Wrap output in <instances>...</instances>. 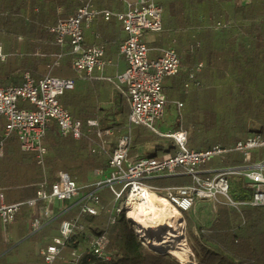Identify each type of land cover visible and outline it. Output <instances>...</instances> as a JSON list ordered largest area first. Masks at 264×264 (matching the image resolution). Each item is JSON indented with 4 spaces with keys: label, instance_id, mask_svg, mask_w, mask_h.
Listing matches in <instances>:
<instances>
[{
    "label": "built area",
    "instance_id": "1",
    "mask_svg": "<svg viewBox=\"0 0 264 264\" xmlns=\"http://www.w3.org/2000/svg\"><path fill=\"white\" fill-rule=\"evenodd\" d=\"M96 0H80L78 9L61 17L50 31L61 46H70L71 68L75 77L52 74L60 66L62 54L57 55L49 71L35 77L25 71L20 84H6L0 77V156L4 153V138L16 135L21 149L33 155L42 171L37 184V194L25 200L7 203L4 188L0 186V220L4 231L15 222L19 213L27 209L32 234L43 230L56 218L63 217L58 233L45 238L40 250V264H96L114 259L111 250L112 236L118 232V222L123 219L136 230L129 211L134 205L145 201L144 192L154 191L167 197L183 215L191 213L201 202H210L218 211L219 205H228L235 210L237 226L245 223V209L264 207V133L251 132L233 145L215 144L208 148H194L189 143L191 130L179 126L177 129L160 128L170 108L165 92V80L177 75L183 68L178 50L173 44L151 47L148 34L163 31L164 8L157 0H121L122 9L99 7ZM247 0H233L240 7ZM120 23L125 37L119 46L120 54L127 62L126 69L116 76L106 75L113 64L106 57L107 42L86 43V28L97 19ZM217 28L220 21L214 22ZM21 39V37H20ZM155 54H152V52ZM7 59L4 45L0 41V61ZM203 67L199 63L191 69L184 84L185 92L200 88L201 81L196 71ZM102 79L114 86V97H123L129 107L124 128L115 135V125L123 121L109 120L101 126L100 120H88L87 130L95 129V135L87 137V151L107 158L106 166L92 170V178L80 182L71 172L59 169L53 174L47 163L49 146L45 139L48 131L56 130L61 136L72 135L80 139L85 135V122L61 103L65 92L75 88V81ZM180 112L184 102L173 101ZM134 126L167 138L170 145H162V153H150L158 144L137 145L134 143ZM258 158L255 159V156ZM231 159V164H215ZM217 161V162H218ZM176 175H191L192 184L157 186L148 183ZM243 179L246 197L235 198L232 194L235 178ZM109 193L104 202L102 194ZM71 213H74L71 215ZM64 217V215H68ZM100 225L85 222L87 215L102 216ZM185 230H186V220ZM99 227L98 232L94 229ZM138 235V233H136ZM142 238L140 235H138ZM85 241L83 245L81 242Z\"/></svg>",
    "mask_w": 264,
    "mask_h": 264
},
{
    "label": "trees",
    "instance_id": "2",
    "mask_svg": "<svg viewBox=\"0 0 264 264\" xmlns=\"http://www.w3.org/2000/svg\"><path fill=\"white\" fill-rule=\"evenodd\" d=\"M100 1L110 5L109 0ZM232 1L157 0L164 8L163 31L168 33L169 44L178 50L185 67L167 78L170 86L165 85V88L179 94L184 101L185 126L192 129L189 143L194 148L215 144L230 146L251 132L264 133V0H247L240 7H235ZM116 3L118 7L112 4L109 7L118 10L121 1L116 0ZM59 6L63 12H59ZM79 6L80 0H0V41L11 56L0 61L4 83L20 84L25 71L41 77L59 54L62 58L57 72L69 76L63 69L71 62L70 46L58 44L50 27ZM215 21H220L222 27L217 28ZM20 37L22 53L18 54L14 52L15 41ZM199 63H203V67L196 75L202 85L185 92L190 70ZM107 84L106 80L76 81L75 88L61 97V103L83 119L86 133L76 139L72 135L61 136L56 130L48 131L45 142L50 150L47 163L52 168L51 179L55 171L63 169L78 180H84L90 171L106 166L105 156L87 152V137L95 135V129L87 130V126L88 120L99 117V102L110 97ZM120 101L119 98V106ZM124 101L128 113V104ZM118 112L124 114L120 108ZM196 112L203 113L202 120L192 118ZM101 121V126H107ZM255 123H259L261 129H250L249 124ZM118 126L121 128L122 122ZM160 138L161 135L146 127H134L135 144L152 143ZM234 162L228 159L219 163ZM41 179L42 171L35 157L21 149L16 135L4 138L0 185L7 194L16 200L35 197ZM108 199L107 190L102 200ZM244 213L245 223L235 228L231 222L234 208L219 205L211 232L203 234V240L198 241L200 250L194 251L200 260L198 264H205L208 257L216 264H264V207H249ZM105 218V214L87 215L84 220L92 227L100 225ZM98 230L97 226L94 232ZM118 234L112 236V243L115 239L121 257L96 264H145L148 253L139 248L134 233H124L121 237Z\"/></svg>",
    "mask_w": 264,
    "mask_h": 264
},
{
    "label": "rangeland",
    "instance_id": "3",
    "mask_svg": "<svg viewBox=\"0 0 264 264\" xmlns=\"http://www.w3.org/2000/svg\"><path fill=\"white\" fill-rule=\"evenodd\" d=\"M110 5H115L118 7V4L116 3V0H109ZM100 3L104 4V1ZM109 5V6H110ZM116 21V20H115ZM119 25V24H118ZM114 28V26H112ZM118 29L120 30V25L118 26ZM157 39L161 40L160 44H169L171 39H169V35L167 32H160L157 35ZM2 42V41H1ZM5 44V43H4ZM16 49L14 52L17 50L19 41H15ZM7 53V52H6ZM13 56V55H12ZM11 57L8 56L7 53V58ZM56 71V70H55ZM54 71V72H55ZM63 71L69 72V76L73 75V71L70 67V64L66 66V68L63 69ZM65 74V73H63ZM68 74V73H67ZM66 74V75H67ZM54 75H59L58 73H54ZM165 92L167 94V97L170 101V108L166 111L164 119L160 121V128H162L163 132L167 131L168 129H177L179 126H183L184 128H188L189 130H192L190 127L185 126L186 122V107L184 106L182 110L180 111L182 115H179L177 110L175 109L173 100H180L183 101L180 98L179 94H174L169 92L168 89L165 88ZM120 101V110L124 114H121L118 112V103H116L115 100H112V102L108 103L106 102H99V113L100 115L104 114V122L107 123L109 120H117V121H123L125 122L126 118L128 117V113L125 110V101L122 99ZM123 100V101H122ZM184 102V101H183ZM204 117L202 112H196L194 115H192V118L194 120H202ZM119 124L115 125V131L114 134L118 135L119 131L124 128V123H122L121 128H118ZM135 127V126H134ZM134 127H133V133H134ZM250 129H261V125L259 123L255 124H249ZM248 136V135H247ZM159 140H156L155 142L152 143H146L148 144H163V145H170L172 143L170 138H167L165 136H161ZM246 137V136H245ZM144 144V143H143ZM162 146H158V149L151 148L150 153L155 154L158 152L161 154L163 151L161 150ZM218 160L212 161L209 166H215V164H221L219 163ZM243 179H238L235 178L234 184H233V191L232 194L234 196H239L240 194H244L246 191V188H244L243 184ZM149 184L152 185H157V186H166V185H183V184H192L193 179L191 175H176V176H170V177H162L159 179H150L148 180ZM74 213H71L73 215ZM184 218L186 220V235L188 239V243L192 249L193 255L191 256V261L187 264H198L199 263V258L196 256V250H200V246L198 241H202L203 234H209L211 232V225L215 218L218 216V211L216 212L215 209L213 208L212 204L210 202H201L197 205L195 210H193L191 213L189 212H184ZM235 214V210H234ZM234 214H232V226L237 228V224L235 223L234 220ZM24 217V216H23ZM22 217V218H23ZM61 217V216H60ZM59 217V218H60ZM59 218H56L51 224L50 227L45 230V234L48 233V237L54 236L57 234L58 229L56 228L59 226L60 220ZM63 218V217H62ZM246 219V218H245ZM246 221V220H245ZM243 225V224H242ZM241 225V226H242ZM2 231V230H1ZM13 231V227H9V232ZM132 231L134 233V238L136 243L139 245V248L141 250H144L146 253V262L145 264H180L176 258L171 255V254H165L162 253L161 251L154 249L151 247L147 242L144 241L143 238H140L136 233V230H134L129 223L126 221V219H123V216H121L119 222H118V237H121L124 233L128 234ZM26 230L21 232L20 234V240H17V242L10 241L11 243H3L2 242V237H0V264H39L41 261V255H40V250L42 246L46 244V241L44 240L43 243H41L40 235H30V232L24 234ZM43 232V231H42ZM3 233V232H2ZM41 233V231H40ZM54 234V235H53ZM12 242H14L12 244ZM83 245L86 243L85 241L81 242ZM114 248H113V247ZM111 250L113 251V257L119 259L121 255L119 254L117 247H116V240L114 239L113 243L111 244ZM205 264H216V261H213L211 257L207 258V261Z\"/></svg>",
    "mask_w": 264,
    "mask_h": 264
},
{
    "label": "crops",
    "instance_id": "4",
    "mask_svg": "<svg viewBox=\"0 0 264 264\" xmlns=\"http://www.w3.org/2000/svg\"><path fill=\"white\" fill-rule=\"evenodd\" d=\"M95 3L99 7L108 6V5H105L103 3H100V0H96ZM232 3H233V1H232ZM122 7L123 6H122V2H121L119 10H121ZM58 10H59V12H63L64 9L61 6H59ZM64 17H66V16H64ZM118 24L120 25V23H118L115 20L110 21V22H106V21L103 20V18H100V19H97L90 27L86 28V30H85L86 43L87 44L96 43V42H100V41L107 42V44H106V57L107 58H111L113 60V64L107 67L105 73H106V75L112 76V77L116 76L118 73L123 72L126 69V67H127V62L124 59V57L120 54V51H119V46H120L121 42L123 41V39L125 37V32L123 31L121 25H120V30L118 29V26H119ZM112 26H114V28H112ZM157 35L158 34H152V33L147 35L146 38H147L149 46L157 48V47L165 45V44L164 45L160 44L161 40L157 39L158 38ZM18 41H19V45H18V48H17L16 52L19 54V53H22V37H21V39L19 38ZM152 54H155V52L153 51ZM43 57H44V55H43ZM49 66H48V69L46 70V72L43 73V74H46L49 71ZM60 66H61V62H60ZM60 66L55 67L52 70V74L53 75H54V73H58L57 71H59L58 69L60 68ZM70 67H71V63H70ZM184 68L185 67L183 66V69ZM43 74H42V76H43ZM58 74L59 75H56V76L71 77V76H68V75H63L61 73H58ZM73 77H75L74 71H73ZM95 80H102V79H95ZM76 81H88V80L76 79ZM76 81H75V83H76ZM169 82H170V79L165 80V85L167 87L170 86ZM107 83H108L107 86H108L109 92H110V97L107 98L106 100L101 101V102H106L107 101L108 103H110V102H112L111 101V99H112V100H115L116 103H117V100L119 98L121 99V97H118V99H117V96H116V98L113 99V97H114V86L109 81H107ZM8 84H10V83H8ZM173 101H175V100H173ZM119 108H120V106L118 104V110H119ZM103 118H104V114L103 115H99V117H98L99 120L100 119L104 120ZM101 120H100V123L102 122ZM122 123H125V122H122ZM106 124L108 125V122ZM137 145H145V144H140L139 143ZM91 178H92V171H90L88 173V176H87L86 179L79 180V181L80 182H86V181L90 180ZM4 197H5V201L7 203H10V202H13V201H18L14 197L10 196L9 193L7 194V191L5 189H4ZM10 226L13 227V231L9 232V227ZM9 227H8V232L6 233L4 231V228L2 227V222L0 220V237H2L1 239H2L3 243H7V242L11 243L10 241L17 242V240H20V234L24 230H26V232L24 234L30 232V235H36V234H37V236L40 235V237H39V238H41L40 241H41V243H43L45 238L48 237V233L45 234L44 231L47 230L50 227V225H48L43 230H41V233L39 231L36 234H32L31 231H30V224H29V218H28V215H27V209H24L21 213H19L17 215V217L15 219V222L13 224L9 225ZM56 228L58 229V226ZM14 242H12V244ZM39 264H40V262H39Z\"/></svg>",
    "mask_w": 264,
    "mask_h": 264
},
{
    "label": "bare ground",
    "instance_id": "5",
    "mask_svg": "<svg viewBox=\"0 0 264 264\" xmlns=\"http://www.w3.org/2000/svg\"><path fill=\"white\" fill-rule=\"evenodd\" d=\"M144 197L143 203L129 211L138 235L154 249L173 255L180 264L189 263L193 252L183 215L165 196L146 190Z\"/></svg>",
    "mask_w": 264,
    "mask_h": 264
}]
</instances>
